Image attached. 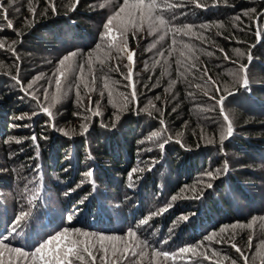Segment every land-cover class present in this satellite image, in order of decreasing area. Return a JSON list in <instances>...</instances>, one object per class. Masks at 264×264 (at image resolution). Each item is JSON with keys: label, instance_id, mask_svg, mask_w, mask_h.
<instances>
[{"label": "trees", "instance_id": "16d2710c", "mask_svg": "<svg viewBox=\"0 0 264 264\" xmlns=\"http://www.w3.org/2000/svg\"><path fill=\"white\" fill-rule=\"evenodd\" d=\"M167 2L181 5L175 0ZM197 2L202 5L200 8L191 3L193 9H197L195 13L189 12L192 8L185 11L182 5L166 12L165 17L176 27L209 26L194 28L205 37L203 41L183 34L176 39L202 50L198 52L199 61L193 72L199 77L204 68L209 70L208 75L221 88L219 94L213 88L211 95L218 100L220 94L234 93L224 101V114L229 116L233 134L223 145L220 133L226 132L227 122L216 100H211L214 106L209 119L205 120L198 109V105L209 98L195 84H202L207 77L195 79L192 74H186L181 82L175 64L179 51L171 57L167 54L171 34L149 51L159 34L149 36L144 30L133 38L129 33L128 45L136 53V63L142 68L146 63L147 69L133 76L137 83V100L130 101L126 109L122 106L115 109L105 93L99 101L101 115L91 116L85 111L89 105L83 87L80 95L84 107H78L76 77L71 76L65 82L67 95L51 108L53 116L41 112L36 101L22 89H27L35 80L28 92H37L45 104L52 103L51 96L56 89L54 82L49 84V78L59 60L74 51L81 54L76 57V63H84L86 73V54L93 52L95 71L87 78L91 81L95 75L98 93L107 74L113 96L120 98V92L129 94L127 84L118 82L120 73L117 76L108 71L110 60L105 55L108 49L101 40L103 25L118 11L123 0H79L78 3L77 0H14L12 4L9 0H0V4L8 8V20L13 23V28L8 29V21L0 9V41L4 43V48H0V233L11 229L21 207L31 208L20 235L11 240L13 245L34 250V245L64 227L124 236L128 230L139 226L142 239L157 250L176 254L174 260L163 261L162 257L154 259L149 248L141 264H232L233 260L244 264L240 253L231 247L232 242L249 256V264H252L251 257L262 237L249 250L242 232L236 233L237 239L228 243H210L205 237L218 233L223 226L247 224L253 217L264 216V167L263 170L258 168L264 162V0ZM73 5L75 10H72ZM30 8L35 9V17ZM258 29L262 30L260 37ZM97 44L104 47L95 51ZM9 45L14 46V53ZM237 47L243 50V56L233 51ZM160 51L165 53L163 57L158 54ZM248 51L252 57L250 64ZM205 52L211 55L203 54ZM100 59L105 60L104 66L100 65ZM241 65H248L246 88L234 83L233 74ZM164 67L168 72L162 75ZM76 73H79L78 68ZM16 76L19 83L13 79ZM37 77L41 79L36 80ZM170 80L178 82L166 92ZM111 81L117 83L113 85ZM45 88L49 89L47 100L44 99ZM147 94L155 99L160 97L155 106L148 102ZM96 96L91 105L94 110ZM117 113L120 119L113 127ZM85 116L91 119L85 121ZM161 118L165 122L163 126ZM83 123L88 124V131L81 134ZM165 127L160 139L148 141V133L162 131ZM169 135L172 140L161 150L158 145ZM225 161L229 165L227 174L223 172ZM133 168L144 171L135 173L129 186L128 174ZM208 170H220L219 177L210 180L206 176ZM89 171L92 177L87 176ZM207 183L213 186L207 188ZM193 186L195 194L202 193V198H193ZM37 187L40 196L29 206L27 198L32 195L29 189ZM185 187L188 191L181 193ZM173 196L178 199L173 201ZM162 209L167 211L161 213ZM153 213L156 215L152 216ZM69 215L73 216L70 224ZM182 216L190 219L183 221ZM146 219L148 224L140 225ZM262 224L259 219V234ZM231 236L232 232L228 231L223 239ZM221 239L219 235L216 237V240ZM201 244L195 255L179 253L180 248ZM213 250L219 255L213 256ZM205 254L209 259H204ZM224 255L229 259L223 260Z\"/></svg>", "mask_w": 264, "mask_h": 264}, {"label": "snow or ice", "instance_id": "6c2138e0", "mask_svg": "<svg viewBox=\"0 0 264 264\" xmlns=\"http://www.w3.org/2000/svg\"><path fill=\"white\" fill-rule=\"evenodd\" d=\"M79 0H77V3ZM190 3L195 4L196 8H200L202 5L197 2V0H189ZM9 3H14V0H9ZM182 6L181 5H173L169 4L167 0H123V4L119 7L118 11H116L113 15H110L103 25L104 31L101 33V40L106 41V47L108 52L105 53L106 56H110L112 51H115L117 54L116 57L119 58L126 55L128 63L124 65L127 69L126 75H124V79L128 81V84L125 86L131 89L129 94H125L123 92L118 93L120 97H123V108H127L128 103L130 101L137 100V91L136 85L133 81V66H134V56L136 55L134 50H130L128 48V38L129 33L132 34L133 38H136V33L146 30L149 36L158 35L156 41L150 46L148 49L151 51L156 48L157 44L164 41L166 36L171 34L172 43L168 50V56L176 55L177 51H179V55L175 59V64L177 66L176 71L178 76L180 77L181 82L186 79V74H192L195 79H202L203 77H207V80H204L202 84H195V87L200 89L203 95L207 96L210 100H216V103L220 105V112L223 115L224 121L227 122L226 132L221 131L220 133V143L223 145L226 138L230 137L233 134L232 123L229 120V116L224 114V101L227 99L228 95H232V92H227V95L220 94L219 99H216L215 95H211L210 92L213 88H215V92L219 94L221 92V88L217 86V81L214 80L211 76L208 75V69L204 68L202 75L197 77L193 72V69H196L197 61H199L198 52H202V50L197 49L194 45L184 43L182 41H178L176 37L178 35H186L189 37H196L197 39L204 40L205 37L196 31H194L195 27L207 29L208 25H189L185 24L183 27H176L171 24V20L165 17V13L169 12L174 7ZM53 14L56 12L55 4H51ZM0 9H3L4 19L8 21L7 28L12 29L13 23L11 20H8V8L4 7L0 4ZM33 17H35V9H29ZM72 10H75V5L72 6ZM19 11V9H17ZM175 17H173L174 19ZM239 19V17H237ZM17 35H20L18 33ZM262 35V30L257 31V36L260 37ZM179 45V49L177 48ZM104 45L97 44L96 50L99 51ZM0 48H4L3 41H0ZM9 49L15 52V48L13 45H9ZM220 51H223L221 49ZM160 56H164L165 53L160 51L158 53ZM205 55H211V53H203ZM81 55L79 52H71L68 55H65L62 59L59 60L58 65L55 71L52 74V77L49 78V84L54 82L55 84V93L51 96L52 103L45 104L44 101L37 95V92L29 93L28 89L33 87V84L36 83L34 80L27 86V89H22L26 94L31 95L32 99L36 101L37 107L39 110L49 117L53 116L51 108L54 103L59 102L63 96L67 95V90L65 89V82L69 80L71 76H75V89H76V98L78 107H84L83 98L80 95L81 87H83L85 95L88 96V107L85 109L86 112H90L91 116H99L101 112L99 111V101L96 102L97 108L94 110L92 105V98L89 93L95 91V75H92L91 81L87 78L89 74H93L95 69L93 66V52H89L86 54V66L87 73L85 72V64H77L76 57ZM238 55L243 56L242 52H238ZM183 57V59H181ZM228 59L227 55L224 57ZM251 54L248 55L249 64L251 63ZM100 65H105V60H99ZM168 64V61H165V65ZM19 66L17 65V69ZM79 69V73H76V69ZM183 69V71H181ZM247 70L248 65H241L240 69L237 73L233 74L234 83H239L240 87L246 88L248 86L247 81ZM109 72L111 71H120V67L117 65L115 68H109ZM197 71H199L197 69ZM168 68L164 67L163 73L167 74ZM243 72L245 75L240 77L239 73ZM17 83H19L18 76L13 77ZM41 79V77H37L36 80ZM241 80L243 81L241 83ZM177 80H170L169 86L165 89L166 92H170L172 87L177 83ZM117 81H111V84L115 85ZM192 86L191 84L189 85ZM70 88L71 85H68ZM103 88L108 91L109 103L115 107V103L112 100L113 91L110 88L109 78L107 74L104 77ZM225 90H227V86H225ZM44 99L47 100L49 98V89H43ZM103 95V91L101 92ZM192 93H189V96H192ZM157 100L160 99L159 96L156 97ZM151 104V102H149ZM144 111L148 112L151 116V112L148 111L147 108ZM74 115H79V113H74ZM161 117H163V112H161ZM22 118V117H21ZM85 121L91 119L89 116L84 117ZM120 115L117 113L114 116L113 127H115L116 121H119ZM160 124L163 126L165 124L164 120L160 119ZM54 126V125H53ZM82 129L81 134H84L88 131V124L83 123L80 125ZM163 131H166V127L162 129V131H153L151 135L148 137V141H155L162 137ZM65 135H69L68 132L64 133ZM203 138V135L201 136ZM32 140L35 141V135L32 136ZM172 140V137L169 135L166 139L163 140L158 146L161 150L164 149L165 145ZM144 141H141L143 143ZM177 143H181V141L177 140ZM209 143H212L210 140ZM183 146V144H182ZM199 146V145H198ZM151 150V149H149ZM149 171L151 168L148 169ZM229 170V165L227 161H225L223 166V172L227 174ZM143 168H133L128 174L129 186H132L133 175L137 172H143ZM220 170H208L206 172V176L210 180H214L219 177ZM88 177H92L93 173L89 171L87 173ZM32 183V181H29ZM213 185L211 183H207L206 187L211 188ZM27 188V185H25ZM193 198L200 199L202 198V193L200 195H196L195 186L192 187ZM32 192V195L27 198V203L29 206L33 205L37 198L40 196V188L37 187L35 189H29ZM181 193L188 191V188H182ZM177 196H173L172 200H177ZM167 211V209H162L161 213ZM31 215V208L29 207L27 210L24 207H21L19 214L15 215L14 220L12 221V226L10 230H6L5 233H0V264H141V262L147 257V249L151 248V256L155 258H163V261L174 260L176 258L175 253H170L164 250H157L153 247L146 239H142L139 235V226L137 229H130L124 236L119 235H105L100 233H92L89 231H85L79 228H71L64 227L62 230L56 231L55 234H49L46 239H42L38 242L37 245H34V250H26L23 247L15 246L11 243V240L15 239L16 236L20 235L22 231V226L27 223L29 216ZM156 213H153L152 216H155ZM151 219V217H149ZM190 218L188 216H182L181 220L188 221ZM256 217L252 218L247 224L243 223H233L231 225L223 226L219 229V232H213L210 235L205 237V240L208 242H216V243H228L229 240L235 241L236 230L253 227V224L256 222ZM259 219L264 222V216L259 217ZM73 220V216L69 215L67 217V221L70 224ZM149 220H142L140 225L148 224ZM264 227V224H262ZM229 230L232 232V236L228 240L223 239V234L227 233ZM221 236V240H216L217 236ZM249 248L252 247V237H249L248 241ZM202 247L201 245H197L195 247H183L179 249L180 254L197 253V248ZM231 247L235 249L237 253H240L241 257L244 259V264H249V256L246 255L240 247L236 245V243L232 242ZM137 249H140L137 251ZM213 256H218L215 250L212 251ZM204 259H209L207 254L204 255ZM223 260L229 259L227 255L222 257ZM259 260V264H264V240H262L259 245H257L256 253L251 257L252 264ZM232 264H236V261L233 260Z\"/></svg>", "mask_w": 264, "mask_h": 264}, {"label": "rangeland", "instance_id": "374dc122", "mask_svg": "<svg viewBox=\"0 0 264 264\" xmlns=\"http://www.w3.org/2000/svg\"><path fill=\"white\" fill-rule=\"evenodd\" d=\"M175 1H177L178 2V4H182L183 6H185V8L184 9H186L185 11H189L191 8H192V10L191 11H189V12H194V11H197V9L195 10V9H193V5H191V3L189 2V0H175ZM184 1H186L185 3H183ZM243 11H245V10H243ZM195 13V12H194ZM201 25H205V24H201ZM106 41H103V44H105L106 45ZM128 48L130 49V50H132L130 47H129V45H128ZM233 51L236 53V52H241L242 51V53H243V50H240V48L239 47H237L236 49H234L233 48ZM248 53H250L249 51H248ZM249 55V54H248ZM117 56V54L115 53V51H112V53H110V56H108V60H110V63H109V65H110V68H115L117 65L120 67V71H119V73H120V80L118 81V82H120V83H126V84H128V81L127 80H125L124 79V75H126V73H127V69L124 67V65L125 64H127L128 63V61H127V57H126V55L125 56H123V57H119V58H112V57H116ZM134 66H133V76L134 75H141L142 73H145L146 72V63H145V67L144 68H142V66L140 65V64H137L136 63V60H135V58H134ZM248 63V62H247ZM135 66H136V68H135ZM135 68V69H134ZM136 70H139V71H136ZM227 70H229V69H227ZM112 73H113V75H117L118 74V72L117 71H111ZM254 72L257 74V75H259V72L257 71L256 72V70H254ZM244 74V73H243ZM48 75H49V73H48ZM51 75V74H50ZM245 75V74H244ZM243 75V76H244ZM43 76V75H42ZM118 76V75H117ZM122 79H123V81H122ZM134 81V80H133ZM140 81V80H139ZM243 82V81H242ZM241 82V83H242ZM135 83V85H137V83L136 82H134ZM125 85V84H124ZM96 86H95V93H89L88 95H90L91 96V98H92V100L95 98L94 96H96V94H97V99H98V101H102L103 100V97H104V95H105V93H106V95H108V92H107V90H106V92L103 90V88L102 89H98V91L100 92V93H98L97 91H96ZM128 90H129V93L131 92V89L130 88H128ZM103 91V95H101V92ZM169 94V93H168ZM234 94V93H233ZM232 94V95H233ZM87 96V95H86ZM230 96V95H229ZM82 97V96H81ZM147 98V100H148V102H151V105L152 106H155L156 104L155 103H157V99H155V98H153L152 96H149L148 94H147V96H146ZM87 99H88V96H87ZM203 99H205V98H203ZM112 100H113V102L115 103V109H118V108H121V106H122V102H123V97L121 98H117L116 97V94H114V96H112ZM207 101H203L204 103L202 104V105H198V109H199V111L203 114V117L205 118V120L206 119H209V114H211V109H212V107L214 106V104L211 102V100H209V99H206ZM150 105V106H151ZM218 109L220 110V105H218ZM153 132V131H152ZM152 132H150V133H148L147 134V137H149L148 135H151V133ZM209 138V136L208 137H206L205 138V140H207ZM145 140V139H144ZM262 167H264V162H263V164L262 163H260V165H259V169H262ZM263 170V169H262ZM252 221V220H251ZM258 222H259V219L257 218L256 219V222L253 224V227L251 228V229H249V228H244V229H237L236 230V233H238V234H241V232L244 234V235H246V241H245V245H246V249H250L249 248V245H248V241H249V237L251 236L252 237V246L254 245V243L256 242V241H258V238L259 237H262V240H264V227H262L261 228V230H260V234L258 233L259 232V230H257V227H258ZM229 231H231V230H229ZM261 231H263L262 233H261ZM235 233V234H236ZM258 233V235L256 236V234ZM242 234V235H243ZM236 239H237V237H236ZM239 247V246H238ZM258 264H259V261H258Z\"/></svg>", "mask_w": 264, "mask_h": 264}]
</instances>
